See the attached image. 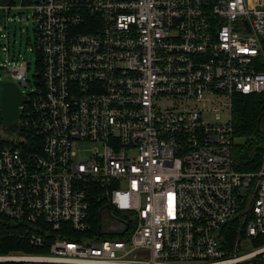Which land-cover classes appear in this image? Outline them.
I'll use <instances>...</instances> for the list:
<instances>
[{
    "label": "built area",
    "instance_id": "built-area-1",
    "mask_svg": "<svg viewBox=\"0 0 264 264\" xmlns=\"http://www.w3.org/2000/svg\"><path fill=\"white\" fill-rule=\"evenodd\" d=\"M14 9L41 71L0 139V264H264V159L236 169L233 125L264 94V0H0Z\"/></svg>",
    "mask_w": 264,
    "mask_h": 264
},
{
    "label": "rangeland",
    "instance_id": "rangeland-1",
    "mask_svg": "<svg viewBox=\"0 0 264 264\" xmlns=\"http://www.w3.org/2000/svg\"><path fill=\"white\" fill-rule=\"evenodd\" d=\"M36 45V22L30 10L14 9L10 14L9 21H7V17L0 12V82H15L5 65L6 58H9L11 63L15 61H26L29 64V70L27 72L29 82L20 85V89L22 93L24 92L26 95L34 92L37 88L36 78H38V71L40 68ZM224 118H228V115ZM261 129L264 133V120L261 124ZM3 138H17V134H14L8 128L0 127V139ZM247 142L248 140L246 138L237 136L235 145L242 146ZM87 156V153L79 154L77 160L82 161ZM124 215L130 217L129 213H124ZM104 228L106 229V226H104ZM248 264L259 263L252 261Z\"/></svg>",
    "mask_w": 264,
    "mask_h": 264
},
{
    "label": "trees",
    "instance_id": "trees-1",
    "mask_svg": "<svg viewBox=\"0 0 264 264\" xmlns=\"http://www.w3.org/2000/svg\"><path fill=\"white\" fill-rule=\"evenodd\" d=\"M38 58V57H37ZM39 62V59H38ZM40 63V62H39ZM41 69L39 68L38 73ZM40 76V74H38ZM264 115V94L239 97L233 110V125L236 136L248 140L245 145L235 146L236 169L254 172L260 169L264 159V135L259 119ZM0 127H4L0 110Z\"/></svg>",
    "mask_w": 264,
    "mask_h": 264
},
{
    "label": "water",
    "instance_id": "water-1",
    "mask_svg": "<svg viewBox=\"0 0 264 264\" xmlns=\"http://www.w3.org/2000/svg\"><path fill=\"white\" fill-rule=\"evenodd\" d=\"M28 102L20 87L14 82H0V110L4 127L14 134L19 133V118L22 106ZM259 119L261 123L262 118Z\"/></svg>",
    "mask_w": 264,
    "mask_h": 264
}]
</instances>
